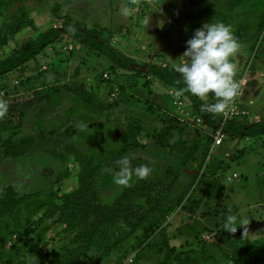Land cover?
<instances>
[{
  "label": "rangeland",
  "instance_id": "1",
  "mask_svg": "<svg viewBox=\"0 0 264 264\" xmlns=\"http://www.w3.org/2000/svg\"><path fill=\"white\" fill-rule=\"evenodd\" d=\"M13 1L0 0V35L7 34V25L20 10L25 11L36 29L27 28L12 38L8 46L0 48V58L50 28L80 25L98 32L130 57L134 71L117 67L70 35H63L25 66L0 78V98L8 101L9 109L14 99L28 95L44 97L41 103L26 99L20 104L22 107L34 103L17 139L34 135L37 137L34 147L15 159L6 158L0 148V194L12 187L19 195H31L15 218L5 221L0 236V264H61L60 257L66 249L75 248L72 244L75 233L57 221L58 216L48 220L47 214L63 194L77 187L80 164L67 154L66 147L72 145L94 156L96 163L104 161L103 151L122 146L126 119L131 116L141 122L143 132L138 141L147 147L131 154L139 155L153 168L152 176L161 177L167 169L183 166L192 153L197 160V178L179 174L174 192L178 196L185 192L186 197L181 205L184 208L174 218L173 213L169 214L164 225L170 232L166 234L169 239H162L158 231L145 234L149 226L146 224L132 240L122 243L108 262L124 264L132 257L134 263L128 264H154L163 258L167 242L178 251L191 247L201 252L200 242L179 237L185 227L171 229L180 225V221H198L192 235L199 232L210 235L215 231L216 220L208 213H218L220 217L221 213L232 211H236L237 227L240 218L248 221L242 228L250 241L263 238L256 242V250L264 256V224L263 228L258 225L261 220L264 223V135L256 139L227 138L211 151L213 134L195 122L190 102L183 96L176 97L175 91L149 76L144 67L149 63L173 69L174 63L184 59L180 57L186 41L205 23L223 22L233 32L237 25H247V35L243 34L239 41L242 49L234 57L236 78L241 81L240 104L249 112L246 116L249 120L264 119V0H246L232 12L228 6L234 0ZM125 6L132 9L128 16L121 14ZM80 86L92 96V105L66 91ZM179 100L184 106H177ZM202 100L215 103L211 96ZM6 119L11 118L0 121ZM170 126L173 134L169 143L175 149L163 147L147 135L156 133L164 139ZM10 135L11 130L0 131V141ZM202 176H215L224 185L225 195L216 204L200 198L207 183L201 182ZM134 183L135 178L130 185ZM124 188L114 185L112 172H102L99 190L103 203H111ZM194 203H199L196 210ZM179 214L182 218L178 220ZM216 245L221 259L219 254L225 246L223 242ZM104 247V243L96 241L89 256L75 264H95ZM159 250L163 253H158Z\"/></svg>",
  "mask_w": 264,
  "mask_h": 264
},
{
  "label": "trees",
  "instance_id": "2",
  "mask_svg": "<svg viewBox=\"0 0 264 264\" xmlns=\"http://www.w3.org/2000/svg\"><path fill=\"white\" fill-rule=\"evenodd\" d=\"M21 1L14 0L13 2L18 3ZM245 1L234 0L228 6L229 11H234L238 6L243 5ZM263 24L262 21V27ZM27 28L36 29V25L26 15L25 11L20 10V14L14 16L13 22L7 25V34L0 35V48L8 46L12 38ZM247 29V25H237V29L233 33L238 41L243 39V34L247 35ZM63 35H70L80 45L106 57L117 67L134 71L132 67L133 60L103 39L98 32L80 25H63L39 33L35 38L12 50L7 56L0 58V78L25 66L38 57L47 47L56 43ZM144 67L149 76L173 91L183 86L179 74L169 67L149 63ZM66 91L79 97L87 105L93 104V98L84 86L69 87L66 88ZM183 97L190 102L196 117L203 119L200 125L211 131V134H214L220 121L219 115L200 111L201 104L211 103H205L201 98L187 93ZM26 99H34L36 103L44 101V97L35 96L33 98L30 95L12 100L11 108L4 117L11 119L0 121V131L11 130L9 138L0 141V148L6 158L15 159L25 155L37 142V137L34 135L17 139L25 125L27 111L34 104L28 103L20 107V104ZM126 120L125 135L121 138L122 146L117 150L103 151L104 161L96 163L94 156L88 155L72 145L66 147L67 154L73 156L80 164L81 172L77 187L73 191L63 194L60 202L52 204V209L47 214L48 220L58 216L57 221L75 233L72 239L75 248L66 249V252L60 257L61 264H75L86 259L96 241L105 244L103 253L95 261V264H102L107 258L114 255V251L122 243L132 240V237L138 235L141 228L146 224H149V226L144 230L145 234L158 231L157 233L162 239H169L166 236L168 231L164 227L169 219V214L176 213L179 209L184 208L181 205L186 193L182 192L178 196L174 189L180 178V173L191 176L193 180L197 178V160L193 159L192 153L184 160L183 166L177 167L175 170L169 168L161 177L152 176L154 172L151 167L152 174L148 179L138 180L135 178V183L130 187H125L111 203L102 202L99 179L104 170L115 169L116 166L113 163L115 160L123 156H130L133 165L148 164L139 155L131 154L139 149L145 150L147 148L145 144L138 141V137L143 132L142 124L138 118L133 116L128 117ZM172 131V126H170L164 139L156 133H148L147 135L155 143L172 150L175 149L174 145L169 143V139L173 134ZM224 131L227 138L231 140L239 138L256 139L264 135V119L251 121L248 117L236 118L225 125ZM73 134H76V130ZM41 135L40 139L43 140ZM212 141L211 137V144ZM204 181L207 183L200 196L201 199L217 201L225 195L224 185L215 176H202L201 182ZM30 198L31 195H19L12 187L0 194V235H3L1 233H3L5 221L13 216L15 218L17 210ZM194 205L196 210L199 203H194ZM223 209L229 212L226 207H223ZM217 214L208 213V216L216 220L215 228L219 229L223 226L226 217L230 214L235 216L236 211L221 213L220 217ZM203 230H206V228ZM201 233L195 234L196 240L199 239ZM218 236H223L227 240L229 251L223 254V259L227 264H264V258L256 250V243L248 239L242 227L238 228L235 233H230L225 231L223 226V229L219 230ZM168 245L170 243L167 242L163 258L156 260L154 264H206L209 262L225 264L217 261L212 254H209L210 250L205 245H203V251L201 252L195 251L191 247L185 251H178L175 246L170 245L168 247ZM158 253L162 254L163 251L159 250Z\"/></svg>",
  "mask_w": 264,
  "mask_h": 264
},
{
  "label": "clouds",
  "instance_id": "3",
  "mask_svg": "<svg viewBox=\"0 0 264 264\" xmlns=\"http://www.w3.org/2000/svg\"><path fill=\"white\" fill-rule=\"evenodd\" d=\"M131 13L130 7L121 9L124 16ZM241 49L242 45L230 25L216 20L203 24L186 41L185 52L180 57L184 59L172 65L183 84L175 90V96L181 97L186 93L201 99L211 96L215 103L201 104V112L224 114L229 111L240 91L241 81L236 78L234 57ZM8 110V101L0 98V119L6 116ZM113 163L115 169L106 171L112 172L113 183L118 187H130L133 178L146 180L152 174L148 164L133 165L130 156H123ZM239 224L240 227H237V217L230 214L225 219L224 229L235 233L238 228L248 225V221L240 218Z\"/></svg>",
  "mask_w": 264,
  "mask_h": 264
},
{
  "label": "crops",
  "instance_id": "4",
  "mask_svg": "<svg viewBox=\"0 0 264 264\" xmlns=\"http://www.w3.org/2000/svg\"><path fill=\"white\" fill-rule=\"evenodd\" d=\"M207 201V200H206ZM207 202H211V203H213V204H216V202L217 201H207ZM262 207L264 208V202H262ZM188 212V211H187ZM191 212H193V210H191ZM178 213V212H177ZM175 214V215H174ZM178 214H176V213H173L172 214V217L174 216V217H176ZM182 215H180L179 214V216H178V220L180 219V218H182L181 217ZM171 217V218H172ZM173 217V218H174ZM264 220V219H263ZM185 221V220H184ZM181 222H182V225H181ZM263 221L261 220V222L258 224L261 228H263L262 227V225L264 224V223H262ZM196 223H198V221H188V222H183V221H180V225H178V226H176L174 229L172 228L171 229V231L172 230H175L177 227H179V226H181L180 228L182 229V228H186V230H185V232H184V234H182V236H179V237H183V238H186L185 240H188V241H193V242H200V243H202L203 245H205V247L208 249V250H210L209 251V254H212L213 256H214V258L217 260V261H219V262H222V263H225V264H227L225 261H224V259H223V254L225 253V252H228L229 251V248H228V245H227V240H226V238L225 237H223V236H218V232H219V230H221V229H223V226H221L219 229H216L215 228V231H214V233H212V234H210V235H207V234H204L203 232L200 234V237H199V239H195V234H193L192 235V232L194 231V228L196 227ZM260 228V229H261ZM168 233H170L169 232V230H168ZM1 236V235H0ZM263 238H259V239H255V240H253V241H251V242H254V243H256V242H259V241H261ZM220 242H223V245L225 246V249L223 250V253H221V254H219L220 255V258L221 259H219V257H218V252H219V250L220 249H218V247H217V245L216 244H219ZM211 245H214L212 248L210 247ZM217 250V251H216ZM215 252H217V253H215ZM258 252V251H257ZM260 254V253H259ZM263 258H264V256H262ZM113 257H109V258H107L104 262H103V264H111V263H109L108 261H110V259H112ZM206 264H215V263H212V262H209V263H206Z\"/></svg>",
  "mask_w": 264,
  "mask_h": 264
},
{
  "label": "built area",
  "instance_id": "5",
  "mask_svg": "<svg viewBox=\"0 0 264 264\" xmlns=\"http://www.w3.org/2000/svg\"><path fill=\"white\" fill-rule=\"evenodd\" d=\"M106 78V75H105ZM173 92V91H171ZM240 91H239V95L234 99V101L231 104V108L229 111H226V113L224 114H218L219 115V123L217 128L215 129V132L212 136V144H211V151H213L215 148H218L219 146L222 145V143L227 139L226 133L224 131L225 125L236 118H243L249 115V112L246 110H244L241 107L240 104ZM177 106H184V102L179 100L176 101ZM202 118L201 117H195V122L197 124H201L202 123ZM133 262V258L130 257L127 259V261L124 264H128V263H132Z\"/></svg>",
  "mask_w": 264,
  "mask_h": 264
}]
</instances>
